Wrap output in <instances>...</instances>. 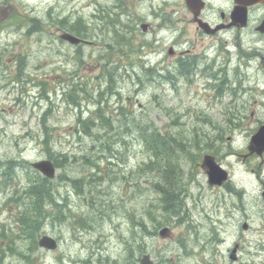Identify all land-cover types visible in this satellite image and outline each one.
I'll return each mask as SVG.
<instances>
[{"label": "rangeland", "instance_id": "obj_1", "mask_svg": "<svg viewBox=\"0 0 264 264\" xmlns=\"http://www.w3.org/2000/svg\"><path fill=\"white\" fill-rule=\"evenodd\" d=\"M172 1L0 0V161L18 162L19 189L26 172L35 171L32 162L62 164L50 182L60 219L49 216L37 235L55 237L54 251L27 249L16 219L22 206L8 181L0 185V232L34 264H139L144 252L155 264H264V154L244 156L264 123V59L254 60L251 50L256 41L264 57V41L253 31L264 9L253 10L239 34L222 33L220 45L196 33ZM162 14L175 25L142 31V23L155 26ZM109 15L118 21L110 24ZM63 17L83 19L88 42H61L55 21ZM32 18L43 29L30 31ZM174 42L175 49L195 43L198 66L188 75L193 81L155 79L177 75L166 52ZM212 74H218L215 80ZM95 115H103L107 126L95 122L85 134L78 118ZM146 124L164 141L183 142L184 150L169 145L156 158L139 130ZM204 154L229 171L236 191L208 184L199 165ZM167 180L181 190L185 210L176 216L163 212V194L156 192ZM163 226L170 228L169 238L158 235ZM237 237L241 250L231 261L226 250ZM23 259L15 251L3 264H26Z\"/></svg>", "mask_w": 264, "mask_h": 264}, {"label": "trees", "instance_id": "obj_2", "mask_svg": "<svg viewBox=\"0 0 264 264\" xmlns=\"http://www.w3.org/2000/svg\"><path fill=\"white\" fill-rule=\"evenodd\" d=\"M80 27L81 28L79 30L76 29L75 32L81 35L87 29L82 24H80ZM63 28L74 31L71 25L67 23L64 24ZM100 95L102 94L100 93ZM72 101L74 102V100ZM99 114H102V112H99ZM78 122L82 127L83 132L88 135H91V131L89 129L95 122H99L100 125L102 124L105 126L108 124V120L103 115L96 118H89V120H80V118H78ZM139 130L146 149L153 154L155 153L156 158L160 156V153L168 152L169 149H172L169 145H175L174 148L178 151L184 150L182 142L176 140V138H173L171 142H167L164 141L163 137H159L157 134H154V132L147 133V129H145V127H140ZM44 135L43 142H47V138L49 137L47 129L45 130ZM195 145L196 142H193L192 146ZM174 148L172 152H175ZM167 155L169 154H164L165 157H167ZM51 158L53 159V156ZM53 161L56 166L62 165L57 159H53ZM87 161H89V159ZM92 164L94 165V162H92ZM17 166L18 162H0V168H3L2 172H0V185H4L6 181H8L6 187L12 186V184L14 185L12 186L11 195L17 202H19V205L22 206L21 210L16 214L18 233L22 238L28 240V250H36V238L40 229H42L44 224L47 223L45 220H47L49 216H52L53 218L58 217L57 220L60 219L61 203L53 195V190L50 185L51 180L33 170L26 172V183L21 187V189H19V187H17L18 183L16 182V172L14 171V167ZM82 179L83 178L76 179V184H81ZM173 183L174 182L172 181H168L167 186L170 189H166L168 192L163 190L162 201L164 204L161 206L163 212L167 214L170 213L171 215H175L176 212L178 214L181 208V204L178 199L179 196L176 193L174 194V191L172 190ZM148 213L152 216L150 211ZM76 223L82 227L87 226V224L82 220H78ZM15 246L16 245L13 243V239L9 237L8 234L0 232V264H3V257L7 253H14L16 251V253L18 252V255H21L22 257L27 258L29 256L27 254H23V252L14 250Z\"/></svg>", "mask_w": 264, "mask_h": 264}, {"label": "flooded vegetation", "instance_id": "obj_3", "mask_svg": "<svg viewBox=\"0 0 264 264\" xmlns=\"http://www.w3.org/2000/svg\"><path fill=\"white\" fill-rule=\"evenodd\" d=\"M187 0H173L171 4L176 5L175 12L177 15L180 17H187V22L190 26L194 28L196 33H200L204 35V37L207 38H212L214 41H216L218 44H224V41L219 40L217 41L218 38L222 37V33H224L226 30H237L238 34L239 31L242 29H247L249 26V18L250 15L252 14L253 10H257L258 8L262 7L264 9V3L258 2L254 3L252 5L247 6V23L244 26H235V25H230L231 23V12L233 8L237 5L235 0H197L198 6H196L194 0L190 2V7L186 3ZM162 16V19L160 20L159 24L152 26L151 24H147V29L149 31H157L160 29V26L164 25L163 27H168L171 25H175L177 20H172L169 18L167 15H160ZM64 18V17H63ZM63 18H58L59 22H62ZM256 21L254 22L253 26V31L254 34L258 35L256 40H261L263 39L264 41V32H261L257 30V26L261 23V21L264 19V11L256 17ZM182 19L179 20V22ZM71 23H76L75 20H70ZM205 26L206 29H215L213 32H206L203 28ZM75 28H78V26L75 25ZM56 33H59L61 31V27L57 26L56 27ZM236 38V36H235ZM197 41V39H195ZM263 41L261 43H263ZM174 42L170 46L174 48L175 46ZM197 43V42H196ZM194 42H188V46L185 49H175L173 50V54L171 55V59H174L175 62L177 63L176 70L180 72V68L186 69V76L181 75L187 78V80L193 81L190 77H188L189 74H191L193 71L195 72V69H197L198 62L196 55L193 52L194 48ZM178 45H180L178 43ZM182 46V44L180 45ZM264 49V48H263ZM251 50L254 52L253 53V59L258 61V58L264 59L262 53L259 50L258 45L256 44V41L254 43V48ZM219 53H217L218 55ZM206 59V57H204ZM193 61V62H192ZM181 65V66H180ZM22 66V64H20ZM194 68V69H193ZM151 73L153 72L152 68L148 69ZM161 69H158V73H160ZM170 74L167 73L165 74L166 76ZM177 76V75H175ZM214 77V80L217 78L218 74H212ZM156 77L161 78L160 74H155V79ZM162 79V78H161ZM223 80V79H222ZM221 80V81H222ZM216 91L221 92L222 88L220 85H216ZM214 87V88H215ZM224 185V184H223ZM226 185H224L225 187ZM240 248V245H239Z\"/></svg>", "mask_w": 264, "mask_h": 264}, {"label": "water", "instance_id": "obj_4", "mask_svg": "<svg viewBox=\"0 0 264 264\" xmlns=\"http://www.w3.org/2000/svg\"><path fill=\"white\" fill-rule=\"evenodd\" d=\"M192 0H187L186 3L189 6ZM238 5L235 6L231 12V23L230 25L244 26L247 23V6L254 4L256 2H264V0H235ZM197 7V0H194ZM190 7V6H189ZM142 28H146V24L142 25ZM204 30L208 32H213L215 29H206L203 26ZM257 30L264 32V19L257 26ZM60 37L72 44H77L81 39L69 32L61 33ZM171 53V51L169 50ZM251 151H255L258 154H261L264 151V124L259 126L257 132L251 136L250 144L248 147ZM34 168L39 170L46 177H53L55 174V167L53 163L48 159H43L32 164ZM202 166L206 168L208 175V181L210 184H221L224 180L227 179V171L222 168L211 155H204L202 160ZM264 198V191L262 192ZM244 228H247V224L243 225ZM160 235L165 237L168 235V228H163L160 230ZM38 245L46 249H55L57 246L56 240L48 235H42L38 239ZM235 249L232 250L231 258L235 259ZM140 264H153L150 260L148 254H145L140 259Z\"/></svg>", "mask_w": 264, "mask_h": 264}, {"label": "bare ground", "instance_id": "obj_5", "mask_svg": "<svg viewBox=\"0 0 264 264\" xmlns=\"http://www.w3.org/2000/svg\"><path fill=\"white\" fill-rule=\"evenodd\" d=\"M192 62H193V61H192ZM180 66H181V65H180ZM193 69H194V68H193ZM198 69H199V68H198ZM195 70H196V69H195ZM192 73H193V72H192ZM128 76H129V75H128ZM163 77H164V76H163ZM216 77H217V76H216ZM165 80H166V79H165ZM172 147H173V146H172ZM164 161H165V160H164ZM30 165H31V164H30ZM174 166H175V165H174ZM168 178H169V177H168ZM168 178L166 177V179H168ZM170 179H171V178H170ZM177 179H178V178H177ZM167 181H168V180H167ZM163 182H164V178H163ZM163 182H162V183H163ZM165 182H166V180H165ZM165 182H164V183H165ZM169 184H170V183H169ZM164 185H165V184H164ZM168 188H169V187H168ZM172 193H173V192H172ZM177 209H179V208H177ZM171 212H172V210H171ZM175 212H176V211H175ZM179 212H180V211H179ZM169 214H170V213H169ZM176 214H177V212H176ZM176 214H175V215H176ZM172 215H173V214H172Z\"/></svg>", "mask_w": 264, "mask_h": 264}]
</instances>
